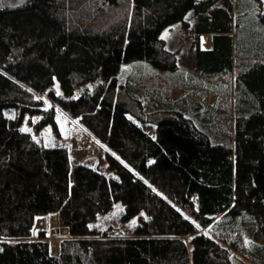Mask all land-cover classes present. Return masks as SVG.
<instances>
[{
  "label": "trees",
  "instance_id": "1",
  "mask_svg": "<svg viewBox=\"0 0 264 264\" xmlns=\"http://www.w3.org/2000/svg\"><path fill=\"white\" fill-rule=\"evenodd\" d=\"M133 1L111 22L94 0L0 6V264H235L234 251L264 264V0ZM175 22L193 28L198 75L237 69L234 145L173 102L133 107L119 84L124 64L178 69L163 36ZM57 107L107 145V170L21 131L26 115L56 123ZM117 202L124 220L138 217L133 235L93 225ZM53 212L69 230L58 254L46 230L32 238ZM221 215L219 231H203Z\"/></svg>",
  "mask_w": 264,
  "mask_h": 264
},
{
  "label": "rangeland",
  "instance_id": "2",
  "mask_svg": "<svg viewBox=\"0 0 264 264\" xmlns=\"http://www.w3.org/2000/svg\"><path fill=\"white\" fill-rule=\"evenodd\" d=\"M25 1L0 0V6H15ZM94 1L98 8L103 6L105 12L102 15L107 18L104 20L108 22L117 20L126 12L129 14L134 5L133 0ZM187 19L190 24L193 23L192 12L187 15ZM163 36L167 40L168 48L176 53L179 67L175 71H167L158 69L147 61L124 64L118 75V81L124 91H129L134 95V98L129 96L130 103L133 107L139 106L135 97L140 98L145 106L149 105L152 99L166 101L170 104L175 103L184 114L192 116L204 130L214 132L218 140L224 134L227 141L234 145L238 103L235 77L237 69L222 78H204L195 72L192 26L175 22L164 30ZM95 87L96 83H89L84 88L93 91ZM55 90L61 93L58 82L55 83ZM46 104L52 105L49 97H46ZM16 113L17 111L13 109L11 114L14 116ZM135 119L152 135L157 134L154 122L142 121L137 117ZM55 120L54 124L44 123L42 115L33 117L26 115L23 129H28L27 131H30L38 141L45 145L66 147L75 163H85L100 170L108 169L107 145L95 136L79 118L74 119L57 107ZM123 210L124 205L117 202L109 213L99 215L93 225L108 229V232L114 236L133 235L139 223L138 217L128 221L124 220ZM224 218L226 217L223 215L218 216L216 221L203 228V231H219L221 228H217V223ZM38 230L47 231V239L51 243V250L54 254L59 253L60 242L69 237L68 228L60 226L57 212L37 218L32 238L37 237ZM234 232L237 233L235 235L237 237L238 232ZM184 238L187 241L190 239L189 236H184ZM249 240L245 239L246 244ZM247 255V253L234 251L233 259H238L235 264H263L256 259L260 254L252 252L249 256Z\"/></svg>",
  "mask_w": 264,
  "mask_h": 264
},
{
  "label": "crops",
  "instance_id": "3",
  "mask_svg": "<svg viewBox=\"0 0 264 264\" xmlns=\"http://www.w3.org/2000/svg\"><path fill=\"white\" fill-rule=\"evenodd\" d=\"M201 45H202V48H204V49H211L212 46H213V33H204V34H202V36H201ZM234 70H236V68H234ZM232 72H234V71H232ZM229 74H231V73H229ZM223 77H225V76H223ZM235 77H236V75H235Z\"/></svg>",
  "mask_w": 264,
  "mask_h": 264
},
{
  "label": "snow or ice",
  "instance_id": "4",
  "mask_svg": "<svg viewBox=\"0 0 264 264\" xmlns=\"http://www.w3.org/2000/svg\"><path fill=\"white\" fill-rule=\"evenodd\" d=\"M28 129H21V131H27Z\"/></svg>",
  "mask_w": 264,
  "mask_h": 264
},
{
  "label": "bare ground",
  "instance_id": "5",
  "mask_svg": "<svg viewBox=\"0 0 264 264\" xmlns=\"http://www.w3.org/2000/svg\"><path fill=\"white\" fill-rule=\"evenodd\" d=\"M257 9V8H256Z\"/></svg>",
  "mask_w": 264,
  "mask_h": 264
}]
</instances>
